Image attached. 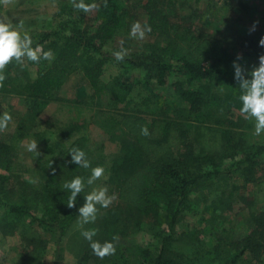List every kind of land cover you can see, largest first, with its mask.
<instances>
[{
    "label": "trees",
    "instance_id": "1",
    "mask_svg": "<svg viewBox=\"0 0 264 264\" xmlns=\"http://www.w3.org/2000/svg\"><path fill=\"white\" fill-rule=\"evenodd\" d=\"M201 1L193 0L195 4ZM178 2L139 0L144 26L151 27L146 37L152 42L141 51L127 53L123 61L103 49L108 41L128 38L135 23L133 8L119 0H85L98 5L96 23L91 26L85 20L86 13L75 9L70 0H57V14L61 19L56 28L30 35L33 47L43 45L45 51L51 49L55 59L30 61L37 67V75L26 77L24 74V80L18 82L10 76L9 70L14 66L9 64L0 93L8 92L29 100L33 119L49 103L52 93L76 72L83 74L92 96L105 94L116 108L129 104L130 73L134 70L143 72L150 84L169 87L175 100L167 107V116H149L137 110L109 117L110 127L122 135L118 150L111 158L102 156L100 150L92 155L85 136L77 137L65 150L58 151L45 136L34 133L40 153L35 152L37 166L45 177L33 192L40 209L38 215L26 201L12 199L11 179L27 173L28 168L16 162L11 147L0 140L2 237L13 235L27 220L52 235L57 245L63 239L77 238L78 253L81 252L77 264H87L92 249L82 232L98 229L93 240L112 241L114 236L126 234L127 217L121 223L124 231L119 222L123 214L124 218L131 214L139 218L136 226L145 223L161 229L159 246L141 250L142 264H197L172 246V238L177 233L179 219L193 213L195 197L204 202L214 197L224 204L244 203L246 215L253 224L241 242L230 250L216 252L215 264H249L264 255V143L246 146L237 136L243 120L239 99L242 90L233 67L238 62V48L234 44L219 48L208 36L194 34L178 19L179 13L174 7ZM259 41L250 38L246 43L259 51L264 49ZM109 62L117 64L123 73L105 82L101 77ZM148 104L149 100L145 99L141 106ZM143 127L147 128L148 135L141 134ZM73 147L85 151L90 168L70 163L69 151ZM97 166L105 169L104 176L88 186L91 169ZM76 176L84 178L85 189L78 195L76 206L69 208L70 192L63 184ZM101 185L124 204V212L110 208L98 222L81 226L79 208L85 202L84 196ZM216 218L213 212L212 219ZM220 233L222 239L228 237L225 230ZM34 242L35 239L31 244ZM128 248L116 246L117 264H131Z\"/></svg>",
    "mask_w": 264,
    "mask_h": 264
},
{
    "label": "rangeland",
    "instance_id": "2",
    "mask_svg": "<svg viewBox=\"0 0 264 264\" xmlns=\"http://www.w3.org/2000/svg\"><path fill=\"white\" fill-rule=\"evenodd\" d=\"M175 9L179 13V20L188 25L194 34L208 36L219 48L234 44L237 48V57L247 73L259 66V57L264 55V49L251 48L246 43L250 38L264 37V0H203L195 4L193 0H179ZM121 4L133 8L134 20L144 26L145 17L138 7L139 0H119ZM140 4V3H139ZM57 0H12L9 5L0 4V17H7L14 25L23 21V29L29 35L32 33L51 32L56 28L61 17L58 16ZM85 20L95 25V10L85 14ZM256 24L253 31V25ZM152 42L146 36L143 40L129 36L124 39L108 41L103 46L107 52L120 51L122 48L127 53L141 51ZM13 68L9 74L15 82L23 81L26 77H35L37 67L25 59L23 64L12 63ZM122 69L114 63H107L101 79L105 82L113 77L122 75ZM129 75V74H128ZM124 76V75H123ZM129 104L113 106L110 97L103 94L100 97L92 96V91L83 74L76 72L68 77L62 87L50 96L49 107L43 114L41 110L36 118H32L30 101L12 93H0V115L7 111L12 115V121L4 132H0V140L11 147L16 162L24 163L28 172L16 175L11 179V196L15 202L26 201L32 206L34 213L39 214V205L33 199V192L38 183L45 179L37 166L35 152H29L27 145L34 138V133L46 136L44 131L57 135L75 126H80V132L89 137L91 154L97 150L102 156L111 158V154L118 150V142L122 135L115 132L108 123L112 115H121L126 111H139L149 116H167V107L174 103L175 96L169 87H159L147 82L145 74L138 70L130 73ZM247 78L251 79L248 75ZM124 79V77H123ZM9 89V87L7 88ZM148 99L149 104L142 107V101ZM47 104V105H48ZM46 105V106H47ZM43 111V110H42ZM240 127L237 128V136L243 141V145L264 143V133L255 135V121L242 117ZM50 134V136H51ZM45 138V137H44ZM56 150H62L66 143L58 140L53 143ZM264 161V156L262 157ZM104 186H98V188ZM109 190V188H108ZM113 193L109 191V195ZM250 195V193H249ZM98 222L104 213L110 208H117L124 212V204L115 200L108 208L97 205ZM213 208V209H212ZM215 212L216 219H212ZM244 203L224 204L214 197L204 202L199 196L194 198L193 213L182 216L177 224V233L172 238V246L186 254L197 264H215L214 257L218 250H230L232 246L241 242L253 227L246 215ZM2 216L0 212V217ZM119 225L124 231V220L127 217L128 228L126 234L118 236L116 246H127L131 264H142L141 250L148 246L155 248L161 242L160 228L149 227L145 223L139 226L135 222L138 216L122 215ZM139 222V221H138ZM228 232V237L221 238V230ZM99 231V230H98ZM35 239L36 243H32ZM78 239H63L59 245L52 235L28 221H23L17 231L7 237L0 235V264H32L39 261L48 264H77ZM91 259L87 264H117V250L114 255L100 259L90 253ZM214 257V259L212 258ZM249 264H264V255Z\"/></svg>",
    "mask_w": 264,
    "mask_h": 264
},
{
    "label": "clouds",
    "instance_id": "3",
    "mask_svg": "<svg viewBox=\"0 0 264 264\" xmlns=\"http://www.w3.org/2000/svg\"><path fill=\"white\" fill-rule=\"evenodd\" d=\"M72 6L84 13H90L94 11L98 5L95 3H85V0H70ZM12 0H0V4L9 5ZM255 22L252 30H255ZM23 29V21L14 25L7 17H0V88L3 87L6 80L5 70L7 66L13 62L17 64H23L25 59L31 62L39 63L41 59L54 60L55 56L51 49L45 51L43 45L32 46L31 36L27 31H21ZM150 26H142L140 22H136L132 25L130 36L132 38L143 40L146 36V32H150ZM261 46H264V37L259 41ZM118 61H123L127 55L126 49H121L113 53ZM242 57L238 56L237 59ZM233 67L235 69V79L239 83V87L242 90V94L239 99L242 102L240 109L241 114L249 120L255 121V135L259 136L264 133V55L259 57V66L247 73L246 69L239 63L234 62ZM250 75L251 79L247 78ZM12 121V115L7 111L0 115V132L7 130L9 123ZM142 135H148L146 127L141 129ZM38 143L32 141L27 145L29 152H36L38 155ZM71 155L70 163L79 165L82 168H90V162L87 159L85 151L79 147H73L70 149ZM51 167V165L49 166ZM55 173V169H52ZM105 169L97 166L91 169V175L87 179V185H93L97 180L104 176ZM63 188L70 192L67 206L74 208L76 206V200L79 194L85 189V181L81 176H76L72 180L65 182ZM85 202L83 206L79 208V223L81 226L88 223H94L97 219L98 207L108 208L116 199V195H109V190L106 186L100 188H94L86 196H84ZM98 233V229H88L82 232V235L86 240L90 242V247L93 253L100 259H104L106 256L114 255L116 253V243L119 241L118 236H114L112 241H105L101 243L93 240Z\"/></svg>",
    "mask_w": 264,
    "mask_h": 264
},
{
    "label": "crops",
    "instance_id": "4",
    "mask_svg": "<svg viewBox=\"0 0 264 264\" xmlns=\"http://www.w3.org/2000/svg\"><path fill=\"white\" fill-rule=\"evenodd\" d=\"M49 107V109H50V104H48L44 109H43V111H42V115L44 114H48V112H46V113H43L44 111H45V109H47ZM80 129H81V127L80 126H75V127H72V129H68L67 131H65V132H61V133H59V132H57V135H54L53 133L51 134V132H49V131H44V133L46 134V136H45V138H47L48 140H49V142H50V144H51V146L54 148V145H53V143H54V141H56V140H58V138H59V140L60 141H63L64 142V144L66 143V145L64 146V148L62 149V150H58V151H63V150H65L68 146H69V144L74 140V139H76L77 137H80V136H85L86 138H88V144H89V142H90V140H89V137H88V135L87 134H83V133H81L80 132ZM117 133H119V132H117ZM50 134H51V136H50ZM120 134V133H119ZM67 135H68V137H67Z\"/></svg>",
    "mask_w": 264,
    "mask_h": 264
}]
</instances>
